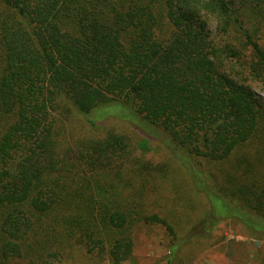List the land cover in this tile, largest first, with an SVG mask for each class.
Listing matches in <instances>:
<instances>
[{"label": "trees", "instance_id": "16d2710c", "mask_svg": "<svg viewBox=\"0 0 264 264\" xmlns=\"http://www.w3.org/2000/svg\"><path fill=\"white\" fill-rule=\"evenodd\" d=\"M263 37L264 0H0V264H135L139 226L165 228L164 264L225 219L261 238ZM113 114L164 138L199 217L161 206L167 163L70 121Z\"/></svg>", "mask_w": 264, "mask_h": 264}, {"label": "rangeland", "instance_id": "374dc122", "mask_svg": "<svg viewBox=\"0 0 264 264\" xmlns=\"http://www.w3.org/2000/svg\"><path fill=\"white\" fill-rule=\"evenodd\" d=\"M260 44L264 47V37ZM249 85L264 103L263 88L253 82H249ZM114 116L115 114L106 116L105 124L101 123L104 120L100 117H87L84 119L72 117L70 121L73 122L74 133L83 134L84 137H91L94 132L88 126L87 121L88 119L94 120L97 124H100V135H104L111 130L124 135L134 146L141 145V148L137 150V154L143 156L146 161L153 164L167 163L169 178L176 184V188H171V192H167L165 195L166 199H162V205H160L170 206L168 200L171 197L180 198V205L177 206L176 211L182 215L181 219L184 225L187 224V220L193 221L194 218L199 217L200 212L206 207V198L202 193L194 195L190 182L186 179L183 170L170 160L165 148L164 138L152 129H148L147 135H143L135 128V125L115 119ZM55 118L59 122L60 132L63 133L62 130L65 131L67 129L69 117L66 119L63 116H56ZM103 126H105L104 130L102 129ZM149 136L155 137V139ZM255 235L254 232L248 230L237 221L225 219L217 225L212 239L194 242L192 245L182 249L179 254L180 260H175L174 264H264V235L262 234L261 238H257ZM167 244L168 236L165 228L160 226H139L134 234L132 262L135 264H164ZM69 263L100 264L94 259H88L79 251L72 253ZM124 264L130 263L126 262Z\"/></svg>", "mask_w": 264, "mask_h": 264}]
</instances>
